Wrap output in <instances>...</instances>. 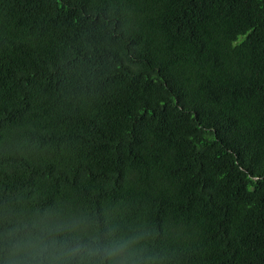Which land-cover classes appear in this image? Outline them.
Returning <instances> with one entry per match:
<instances>
[{
    "label": "trees",
    "instance_id": "obj_1",
    "mask_svg": "<svg viewBox=\"0 0 264 264\" xmlns=\"http://www.w3.org/2000/svg\"><path fill=\"white\" fill-rule=\"evenodd\" d=\"M74 235L264 264V0H0V264Z\"/></svg>",
    "mask_w": 264,
    "mask_h": 264
},
{
    "label": "clouds",
    "instance_id": "obj_2",
    "mask_svg": "<svg viewBox=\"0 0 264 264\" xmlns=\"http://www.w3.org/2000/svg\"><path fill=\"white\" fill-rule=\"evenodd\" d=\"M127 244L117 241L106 242L99 236L74 235L63 241L53 239L44 243L32 264H127Z\"/></svg>",
    "mask_w": 264,
    "mask_h": 264
}]
</instances>
